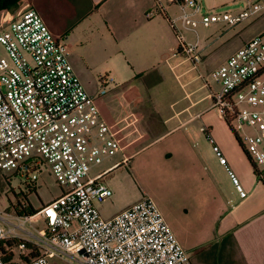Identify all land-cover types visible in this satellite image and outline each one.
<instances>
[{
  "label": "crops",
  "instance_id": "obj_1",
  "mask_svg": "<svg viewBox=\"0 0 264 264\" xmlns=\"http://www.w3.org/2000/svg\"><path fill=\"white\" fill-rule=\"evenodd\" d=\"M28 5L67 44L75 75L95 98L94 122L104 123L118 144L101 164L106 184L111 186L116 169L129 170L139 182L137 200L144 195L153 200L191 264H264V165H255L256 175L241 134L212 107L218 86L210 78L257 33L243 31L247 24H242L219 34L224 26L208 24L213 36L201 38L198 21L185 28L181 13H172L173 1L30 0ZM171 22L185 43L198 42L200 63L193 65L181 52ZM209 137L245 197L235 190Z\"/></svg>",
  "mask_w": 264,
  "mask_h": 264
},
{
  "label": "built area",
  "instance_id": "obj_2",
  "mask_svg": "<svg viewBox=\"0 0 264 264\" xmlns=\"http://www.w3.org/2000/svg\"><path fill=\"white\" fill-rule=\"evenodd\" d=\"M172 1L180 7L182 26L189 27L201 11V0ZM262 13L264 0H245L237 13L206 14L201 23L230 29ZM7 14H0V46L5 54L0 55V171H14L27 184L37 180L44 164L60 188V194L34 216L46 227L38 233L39 255L23 264H49L52 257L71 264H191L148 196L110 218L101 216L94 202L111 198L112 190L103 173L90 178L89 172L117 152L118 144L104 123L94 122L95 98L75 75L67 44L54 37L30 7L7 19L5 29L2 20ZM175 33L181 52L193 65L200 63L198 42L185 43L176 28ZM210 78L218 86L212 93V107L222 117L234 115L232 132H240L254 166L264 165V29L212 71ZM208 141L235 190L245 197L219 147L211 137ZM15 228L23 230L11 226L0 207V250L9 251L7 243L16 238ZM18 248L26 251L27 243L18 241ZM10 263L0 251V264Z\"/></svg>",
  "mask_w": 264,
  "mask_h": 264
},
{
  "label": "rangeland",
  "instance_id": "obj_3",
  "mask_svg": "<svg viewBox=\"0 0 264 264\" xmlns=\"http://www.w3.org/2000/svg\"><path fill=\"white\" fill-rule=\"evenodd\" d=\"M165 1L171 2L172 0H161V2ZM244 2L245 0H201V11L192 17L193 21H198L196 23L197 33L201 38L205 35H211L209 33L212 29L211 25L201 23L203 15L224 12L234 14L244 7ZM28 4L27 2L21 3L15 12L11 14L6 13L7 16L5 15L6 17H3L2 20L5 29L8 28L6 25L7 19L15 18L21 10L29 7ZM169 5L171 4L169 3ZM172 13L175 16L181 13L180 7L176 5ZM243 25H246L243 31L249 29L253 32V36L264 28V13ZM225 29L227 30L228 27L222 28L219 34L224 32L222 30ZM0 55L5 56L2 46H0ZM257 166L260 167L261 165L257 164ZM101 167V164L93 166L89 172L90 178H94L100 172ZM36 176V181L25 184L24 178L20 174L14 171H0V207L2 213L11 226L23 229L15 228L13 233L16 235V238L11 239L9 246L7 245L9 247L7 254L10 258V264H23L26 262L23 258L28 257L30 254H33V257L39 255L30 251V249L38 248L37 244L40 238L38 233L46 227L45 222L39 217L25 218L19 216L18 212L28 208V205H31L34 209H39L60 194V188L56 184L47 165L42 164ZM104 183L106 184V180ZM110 185V187L107 186L112 190V197L104 202H94L103 218H110L139 200H137L140 195L139 182L126 168H119L112 172L110 175ZM16 241L26 242L27 250L23 252L19 250L17 243H15ZM48 261L49 264H71L68 259L58 257L49 258Z\"/></svg>",
  "mask_w": 264,
  "mask_h": 264
},
{
  "label": "trees",
  "instance_id": "obj_4",
  "mask_svg": "<svg viewBox=\"0 0 264 264\" xmlns=\"http://www.w3.org/2000/svg\"><path fill=\"white\" fill-rule=\"evenodd\" d=\"M29 3L30 0H0V14L1 13H13L16 11V9L19 7V5L21 3ZM176 4V2H175ZM225 123L229 126V128L231 129V121L234 119V115L233 114H226V116L223 117ZM232 131V129H231ZM254 172L256 175H258V172L256 170V167L254 166ZM40 211V208L39 209H34L31 205H28V208L26 209H23L21 210V212H18L19 216L21 217H25V218H29V217H34L35 215H37V213ZM15 243H17L18 245V242L16 241ZM7 245L9 246V242L7 243ZM1 251V254H2V258L5 262H8L9 261V256L7 254L6 251H4L3 249L0 250ZM33 253L35 252L36 254L38 253L39 254V251L37 248L31 250ZM37 254V255H38ZM37 256H34L33 257V254H30L28 257L26 258H23L24 261H29L30 259H33Z\"/></svg>",
  "mask_w": 264,
  "mask_h": 264
}]
</instances>
